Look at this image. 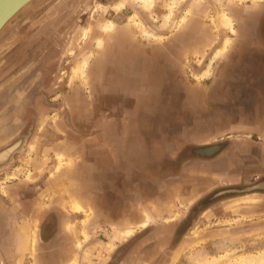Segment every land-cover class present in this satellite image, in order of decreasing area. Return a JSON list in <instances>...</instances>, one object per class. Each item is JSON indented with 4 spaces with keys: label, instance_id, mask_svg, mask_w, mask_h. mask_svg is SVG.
<instances>
[{
    "label": "rangeland",
    "instance_id": "rangeland-1",
    "mask_svg": "<svg viewBox=\"0 0 264 264\" xmlns=\"http://www.w3.org/2000/svg\"><path fill=\"white\" fill-rule=\"evenodd\" d=\"M173 1L176 6V0H152L145 8L136 0H32L0 30V151L26 140L12 163L0 170V197L6 185L45 183L46 198L55 200L45 211L53 215L49 222H36L32 242L42 249L68 251L61 254L60 264H121L127 255L132 256L127 264H235L242 260L264 264V197L234 202L235 210L251 214L222 211L220 219L197 226L201 210L224 195L214 193L193 205L179 198L183 166L211 157L227 144L192 146L190 140L211 122L206 118L197 130L192 108L209 99L212 70L219 58L212 61L214 53L226 38L231 45L223 54L234 47L238 29L233 21L235 33H230L217 20L222 9L231 16V0H185L174 6L167 25V8ZM198 1L204 46L198 53L189 46L183 51L187 52L184 60L172 63L169 72L167 35L178 33L191 20L193 14L179 22ZM232 2L237 7L254 5ZM255 5H264V0ZM99 38L104 40L101 45ZM171 51L174 57L176 49ZM209 66V77L197 79ZM22 67L29 70L23 73ZM84 122L97 125L92 130L95 134L100 124L119 128L118 140L112 143L117 156L109 158L114 165L106 173L95 162L99 155L86 157L90 161L85 165L83 157H75L73 163L58 153V144L82 132L79 125ZM8 131L11 136L5 137ZM131 185L132 193L125 189ZM102 194L109 204L108 220L99 215ZM85 195L94 198L91 209L69 207L73 198L82 202ZM134 196H139L140 222L113 220L110 212L116 197L125 205ZM171 201L174 207L167 211ZM212 228L232 233L212 241L204 234ZM188 230L187 242L174 252ZM171 233L168 242L164 235ZM152 246L156 252L148 251Z\"/></svg>",
    "mask_w": 264,
    "mask_h": 264
},
{
    "label": "crops",
    "instance_id": "crops-1",
    "mask_svg": "<svg viewBox=\"0 0 264 264\" xmlns=\"http://www.w3.org/2000/svg\"><path fill=\"white\" fill-rule=\"evenodd\" d=\"M176 1L177 5L175 8L185 0ZM199 1L197 2L198 4H191L184 12V15L187 13L186 18L188 15L193 14L191 20L184 26L179 24L181 27L178 33L167 35V42L171 45L169 52H167V71L169 72L173 71L171 67L172 63L184 60L183 57L187 52L184 53L183 51H187L189 46L192 45V48H195L197 53L199 48L204 46L206 34L204 33V25L199 19L201 15L200 11L202 12L199 7ZM219 1L221 0H215V2ZM232 1H235L239 5L252 1L255 5L262 0H247L243 3L231 0L230 3L232 4H230L228 10L231 16L223 9L220 12V14L224 12L227 16L233 18L238 29V36L234 47H231L226 54L220 56L217 59L218 63L216 67H213L211 88L208 94L210 96L209 99H205L207 100L205 105L199 103L195 108H192L196 128L202 127L204 124L203 120L206 118L211 119V122L206 123L204 125L205 128L202 127L200 129L201 134L194 136V140L191 139L190 142L195 148H202L209 146V144H221V142H227V144L223 145L211 157L206 159L197 158V160L183 166L180 173L178 190L181 202H187L192 205L214 193H217V197L219 195L224 196L216 199L206 208H203L197 216L196 226L200 222L204 223L220 219L219 215L222 211H233L239 214V216L251 214V211H247L246 209L235 210L234 202L244 203V199H256L251 198L252 196L264 197V194L260 191L239 192V188L241 190L249 189L253 185L264 181V72L262 71L264 69V56L261 51L264 45L262 26L264 5H259L258 7L256 5L237 7ZM220 14L217 16L219 24ZM168 23L169 21L167 25ZM173 49H176L174 57L171 54V50ZM27 68L24 69L22 67L21 72L24 73V70H29ZM81 80H86L85 74L81 77ZM185 118H187L186 115L182 117L183 123L187 124ZM96 126V124L91 122H84L82 125H79L82 132L68 135V138L64 139L65 143L59 142L61 144L57 146L59 149L58 153L66 156L73 163L76 162L74 160L75 157L93 159V157L99 155L100 159L94 161L100 164L101 168H105L106 173L114 165L109 161V158L117 156L118 151L116 149L113 150L114 146L112 143L118 140L119 128L116 124L114 128L108 124H100L99 131L95 134L92 133V130ZM228 133H232L230 138L227 137ZM9 136H11L10 131L6 132L5 137ZM208 139H211L212 143H205L208 142ZM18 143H20V140L13 143V149ZM9 150L12 153L11 148ZM9 150H5L0 154V167L9 162L11 157ZM89 159L84 162L85 165L89 163ZM115 164V168H119V165ZM84 171H86V167ZM196 178L198 179L193 185L192 180ZM44 185L45 183L41 186L33 187L27 181H21L6 185L5 190L2 189L4 195L0 197V264H60L62 262L61 254L64 255L68 252L42 249L38 245L34 246L32 242L36 222L44 220L49 222V216L53 215L49 210L45 211L46 207L48 208L49 204L52 205L55 200L51 197L46 198L43 191ZM125 189L130 191V193L134 190L132 185L131 189L130 186ZM116 192H118V189ZM218 192L220 193L218 194ZM46 199L48 200L47 204L44 203ZM104 200H106L104 199V195H100L98 202L99 215L102 219L108 220L109 215L106 206H109V204ZM118 200L116 197L113 212H110L113 220L116 218L117 221L127 220L139 223V196L128 198V203L125 205L121 204ZM93 201L94 198L85 195L82 202L77 198H73L69 207L72 204H77L84 210V208H89V206L92 207ZM152 204L154 207H157L155 202L150 201L149 205ZM172 207H174V202L172 201L167 203V208L165 206L167 211H170ZM256 208L257 210H261L257 205ZM54 216L56 217L57 214H54ZM188 231L179 240L174 252L187 242L190 230ZM230 233L232 231H221L212 228L204 234L207 238L214 241L218 235H221L218 239L229 238L231 236L229 235ZM56 236H58L57 243L59 240L58 233ZM151 236L150 234L148 237ZM165 236H167V240L169 239L168 242H170L172 233ZM34 242L37 243V241ZM148 251L156 252V247L152 246ZM127 256L121 264H127L128 261H132V256Z\"/></svg>",
    "mask_w": 264,
    "mask_h": 264
},
{
    "label": "bare ground",
    "instance_id": "bare-ground-1",
    "mask_svg": "<svg viewBox=\"0 0 264 264\" xmlns=\"http://www.w3.org/2000/svg\"><path fill=\"white\" fill-rule=\"evenodd\" d=\"M136 1H138L140 4H142L145 8H149L150 6H151V3H152V0H136ZM201 1V0H200ZM238 2H245V1H247V0H237ZM174 6H175V3H174V1L173 2H171V4L168 6V8H167V11H168V13H167V19H166V22H168L169 21V19H170V17H171V15H173V12H174ZM22 9V8H21ZM19 12V11H18ZM187 15V13L180 19V22H182L184 19H185V16ZM166 18V17H165ZM6 24V23H5ZM220 24H221V26L224 28V29H226L227 31L229 30L230 31V33H235V30H234V27H233V19L231 18V17H229V16H227L224 12H222L221 14H220ZM163 25V24H162ZM165 25V24H164ZM137 26V25H136ZM4 27V26H3ZM2 27V28H3ZM163 27V26H162ZM1 28V29H2ZM109 28V26L107 25H105V27H104V30H107ZM145 35L147 36V37H151V35L150 34H148L147 32H145ZM154 38V37H153ZM99 42H98V44L99 45H101L102 43V40L101 39H99L98 40ZM230 43H231V40H230V38H226L225 40H224V42H223V46L220 48V49H218L217 51H216V53H214L215 55H214V57H213V59H212V61L214 60V59H216V58H218V57H220V56H222L223 55V52H225L226 50H227V47H229L230 46ZM100 47V46H99ZM85 60L86 59H83V62H85ZM212 61L210 62V63H212ZM87 62V61H86ZM82 63V62H81ZM80 65V64H79ZM86 65V64H85ZM84 65V66H85ZM81 67V66H80ZM80 67H78V68H80ZM77 68V69H78ZM81 69V68H80ZM79 70V69H78ZM75 72V71H74ZM209 74H210V66L208 67V70H206L202 75H201V77H198L197 79H201V78H206V77H209ZM26 179H30V174H28L27 176H26ZM247 200H249V202H253L252 200L253 199H244V201H247ZM258 201V200H257ZM255 202V201H254ZM246 203V202H245ZM81 207V206H80ZM77 204H72V209H74V210H77V209H80L81 210V208H80ZM146 224L145 223H142V226H145ZM125 229H128V228H126L125 227ZM129 231H131V230H128V231H126L127 233L129 232ZM130 234V233H129ZM123 238V237H122ZM109 248V247H108ZM75 264V263H74ZM207 264H211V263H207ZM228 264H234L233 262H229ZM235 264H256V263H253V262H245V261H240L239 263H235ZM257 264H263V263H257Z\"/></svg>",
    "mask_w": 264,
    "mask_h": 264
},
{
    "label": "water",
    "instance_id": "water-1",
    "mask_svg": "<svg viewBox=\"0 0 264 264\" xmlns=\"http://www.w3.org/2000/svg\"><path fill=\"white\" fill-rule=\"evenodd\" d=\"M32 0H0V30L1 28L5 25V23H7L21 8H23L25 5H27L29 2H31ZM25 139H21L20 140V145L19 146H15L17 147L15 149H13V144L3 150L0 151V154L3 153L5 150H9L11 148L12 153H11V157L8 163H6L5 165L0 167V170L7 168L13 161V157L15 154L21 152L23 150L22 145L25 144ZM10 155V154H9ZM242 191H261L264 193V181H261L255 185H253L251 188L249 189H245V190H240V192Z\"/></svg>",
    "mask_w": 264,
    "mask_h": 264
},
{
    "label": "flooded vegetation",
    "instance_id": "flooded-vegetation-1",
    "mask_svg": "<svg viewBox=\"0 0 264 264\" xmlns=\"http://www.w3.org/2000/svg\"><path fill=\"white\" fill-rule=\"evenodd\" d=\"M262 26H263V35H264V19H263V24H262ZM263 42H264V39H263ZM262 55L264 56V45L262 46ZM264 58V57H263ZM263 68H264V65H263ZM263 72H264V69L262 70ZM21 140V139H20ZM18 144H20V143H18ZM16 146V145H15ZM17 148V147H16ZM215 197H216V195H215ZM202 211V210H201ZM147 237V236H146ZM134 247V246H133Z\"/></svg>",
    "mask_w": 264,
    "mask_h": 264
}]
</instances>
